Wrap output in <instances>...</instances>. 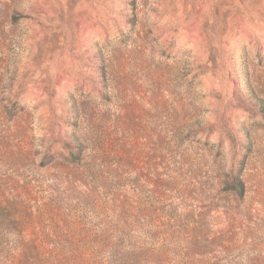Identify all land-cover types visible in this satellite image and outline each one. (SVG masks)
I'll return each mask as SVG.
<instances>
[{
	"label": "rangeland",
	"instance_id": "rangeland-1",
	"mask_svg": "<svg viewBox=\"0 0 264 264\" xmlns=\"http://www.w3.org/2000/svg\"><path fill=\"white\" fill-rule=\"evenodd\" d=\"M252 95L264 0H0V264H264Z\"/></svg>",
	"mask_w": 264,
	"mask_h": 264
},
{
	"label": "trees",
	"instance_id": "trees-1",
	"mask_svg": "<svg viewBox=\"0 0 264 264\" xmlns=\"http://www.w3.org/2000/svg\"><path fill=\"white\" fill-rule=\"evenodd\" d=\"M253 98L251 101H253L254 106L257 108L258 112L264 117V99L261 97H258L256 95H252ZM199 125V124H198ZM70 158L75 160L78 158L76 156V152L71 151L69 153ZM231 183L234 186V188L238 189L239 192L243 190V183L239 177H231ZM162 185H166L167 187L170 186V184L163 182ZM158 195L156 200L154 201L155 204L158 206ZM150 201H153V197H149ZM22 200L19 197H12V199H7L5 201V205L3 207H0V225H24L23 222H26L31 219V216H29L26 211L22 210ZM152 203V202H151ZM1 205V204H0ZM150 207V210L145 211V216H149L151 221H157L158 222V207ZM156 213V214H155ZM152 214H155V216H152ZM2 218V219H1ZM150 233V232H149ZM151 234V233H150ZM113 236L116 238V240H124V239H133L134 236L132 234V229L128 228L127 225H114L113 226ZM129 243L134 244L133 241H130ZM118 241L114 243V246H118ZM136 247L131 246V249L129 251V255L132 260L136 259L135 257L137 255H143L144 259L146 260L145 263L152 262L153 264H165V261H159L158 263V245L155 243H150L149 241H146L145 243L141 244H134ZM140 245V246H137Z\"/></svg>",
	"mask_w": 264,
	"mask_h": 264
}]
</instances>
